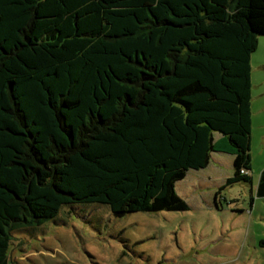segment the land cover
<instances>
[{
	"label": "trees",
	"instance_id": "16d2710c",
	"mask_svg": "<svg viewBox=\"0 0 264 264\" xmlns=\"http://www.w3.org/2000/svg\"><path fill=\"white\" fill-rule=\"evenodd\" d=\"M261 37L264 0H0V264L65 206L188 211L216 153L252 186Z\"/></svg>",
	"mask_w": 264,
	"mask_h": 264
},
{
	"label": "rangeland",
	"instance_id": "374dc122",
	"mask_svg": "<svg viewBox=\"0 0 264 264\" xmlns=\"http://www.w3.org/2000/svg\"><path fill=\"white\" fill-rule=\"evenodd\" d=\"M263 64L261 37L252 56L255 84ZM215 158L221 159L222 166L213 160L207 171L191 172L178 184L188 211L116 217L108 206H65L41 226L14 231L10 263L264 264V198L256 196L257 176L252 186L239 183L222 188L233 176V157L221 154ZM216 171L223 181L219 186L214 184ZM194 173H212V180L201 178V183L194 184Z\"/></svg>",
	"mask_w": 264,
	"mask_h": 264
},
{
	"label": "crops",
	"instance_id": "0c3cea01",
	"mask_svg": "<svg viewBox=\"0 0 264 264\" xmlns=\"http://www.w3.org/2000/svg\"><path fill=\"white\" fill-rule=\"evenodd\" d=\"M260 70L262 71L261 78L259 79V82L257 84H255L253 80L254 70L252 73L253 88H252V165H251V168L253 170L249 172V175L253 181H254V175L257 176V179L259 181L260 174L264 169V64L261 66ZM256 140L258 141V147L255 146ZM217 155H221V154L220 153L213 154L209 166L205 170H201V172L207 171L211 167L213 160L215 161L214 162L215 165H218L219 167L222 166L221 159L215 158V156ZM254 165L257 166V168L253 167ZM214 175H217V176H214L216 177V180H217V181H214V184L216 186L221 185V183L223 182L221 180V174L218 171H216ZM193 176L195 178V179L193 178L194 184L199 183V182L201 183L202 182L201 178L204 179V181L212 180V173L211 174L206 173L205 175L201 174V176L194 173ZM258 181L256 183V187L258 185ZM215 200H216V197H215Z\"/></svg>",
	"mask_w": 264,
	"mask_h": 264
}]
</instances>
